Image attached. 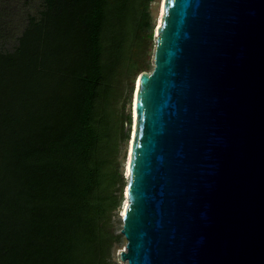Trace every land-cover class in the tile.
<instances>
[{
  "label": "water",
  "instance_id": "obj_1",
  "mask_svg": "<svg viewBox=\"0 0 264 264\" xmlns=\"http://www.w3.org/2000/svg\"><path fill=\"white\" fill-rule=\"evenodd\" d=\"M161 4L130 101L120 259L264 264V0Z\"/></svg>",
  "mask_w": 264,
  "mask_h": 264
},
{
  "label": "trees",
  "instance_id": "obj_2",
  "mask_svg": "<svg viewBox=\"0 0 264 264\" xmlns=\"http://www.w3.org/2000/svg\"><path fill=\"white\" fill-rule=\"evenodd\" d=\"M152 1L39 0L18 33L0 1V264H118Z\"/></svg>",
  "mask_w": 264,
  "mask_h": 264
},
{
  "label": "rangeland",
  "instance_id": "obj_3",
  "mask_svg": "<svg viewBox=\"0 0 264 264\" xmlns=\"http://www.w3.org/2000/svg\"><path fill=\"white\" fill-rule=\"evenodd\" d=\"M0 1H3L7 7V11H8L9 16H10V23L9 24L13 28L15 33H18L19 31L22 30V28L25 25L27 15L36 13L40 7L39 0H0ZM159 3H160V0H153L150 3V16L152 19V23L154 25L156 23L157 17L159 16L158 15ZM128 109L130 112V104L128 105ZM126 146H127V143L124 147L123 153H124V151H126ZM123 153H122V155H123ZM121 161H122V168L121 169L124 171L125 158H123V156H121ZM123 174H124V172H123ZM124 178L126 181V175L125 174H124ZM120 213L121 212H118V219L121 220ZM121 226H122L121 223L120 224L117 223L118 233H120V231H121ZM125 245H126V240L124 237H122L121 242L115 247L114 259L116 260V262L118 264H127L126 262L121 261L120 256H119V252L121 250L125 249Z\"/></svg>",
  "mask_w": 264,
  "mask_h": 264
},
{
  "label": "bare ground",
  "instance_id": "obj_4",
  "mask_svg": "<svg viewBox=\"0 0 264 264\" xmlns=\"http://www.w3.org/2000/svg\"><path fill=\"white\" fill-rule=\"evenodd\" d=\"M161 2H162V0H160V3H159V12L161 11V5H162ZM159 16H160V15H159ZM159 16H158V21H159ZM157 25H158V23H157ZM134 91H135V89H134ZM134 91H133V92H134ZM133 119H134V116H133ZM130 140H132V139H130ZM128 158H129V156H128ZM125 162H126V164H127L128 160H127V161L125 160ZM125 202H126V201H125ZM125 202H124V204H125ZM124 204H123V207H124ZM122 210H123V208L121 209V211H122Z\"/></svg>",
  "mask_w": 264,
  "mask_h": 264
}]
</instances>
